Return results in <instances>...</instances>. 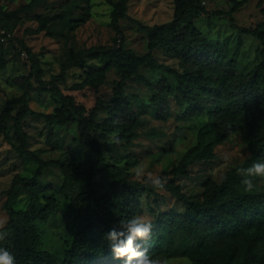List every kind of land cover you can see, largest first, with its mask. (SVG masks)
Returning <instances> with one entry per match:
<instances>
[{
	"label": "trees",
	"instance_id": "16d2710c",
	"mask_svg": "<svg viewBox=\"0 0 264 264\" xmlns=\"http://www.w3.org/2000/svg\"><path fill=\"white\" fill-rule=\"evenodd\" d=\"M42 1L30 0L21 10L32 12ZM130 1L118 0L112 4L110 25L115 31L114 46L92 47L71 54V58L62 65L60 74L52 76L50 80L43 79L44 71L37 55L23 40L18 41L19 54L26 52L31 62L26 78L27 89L19 97L6 101L0 113V135L9 136L7 129L11 124L15 151L21 158H29L37 169L31 177L16 176L11 187L1 192L7 198L6 228L11 234L6 243L0 246H6L13 252L16 264H92L102 259L110 264H124L122 260L114 259L110 245L103 239L104 233L119 220L137 215V208L131 204L137 195L156 197L160 190L144 182L129 180L127 173L115 163L116 160L105 155L102 139L116 134L120 143L129 146L138 138L137 130L144 127L146 121L137 115H129L126 121L119 122L116 115L125 108V87L128 82L137 79L148 87L151 85L140 74V69L145 67L163 74L159 91L150 98L153 107L159 110L167 95L177 93L180 96H177L178 104L185 107L184 117L201 115L202 112L206 118L196 131L194 143L178 164L171 171H163L166 177H182L193 165L213 161L216 157L215 147L229 137V124L233 130L237 128L241 131L252 155L249 163L227 171L221 182L209 178L198 200L189 198L175 181L167 180L162 190L181 202L185 211L180 216H165L157 223L162 227L159 231L152 223V236L148 240L151 250L162 251L165 246L175 242V236H180L181 255L188 257L192 264H264V190L246 193L241 184L242 177L236 172L238 168L264 162V21L254 28L237 25L234 12L250 0H231V9L214 12L207 10L205 0H174V15L170 21L147 25L134 20L147 35V52L139 55L127 48L120 26L121 20H133L128 14ZM261 3L259 0L258 5ZM88 15L70 18L66 12H61L43 18L39 29L42 31L49 24L61 21L75 32L86 23ZM204 16L226 17L231 28L259 40L260 62L247 73L237 72L232 62L227 66H222L220 62L210 63L208 57L215 54L216 45L195 24L197 19ZM0 25L6 29L1 22ZM157 50L182 60L183 64L189 63V67L178 70L160 63L155 57ZM203 56L207 61L200 59ZM86 58H102L105 63L98 68L84 69L81 82L73 84L72 89H99L105 85L109 72L116 70L120 80L114 88L112 104L97 99L94 107L88 110L61 90L60 83L66 82L68 67H83ZM6 65V51L4 45L0 44V68ZM168 75L174 79L175 86L166 80ZM32 89L39 94H50L57 104L51 114L38 115L49 125L76 123L80 141L88 144L94 156V162L88 168L85 191L70 201L80 225L62 258L40 248L38 224L46 223L59 204L54 197L44 194L38 180L49 166H59L64 175L61 186L64 193L75 166L73 162L43 160L29 149V136L23 123L27 117L35 115L29 106ZM16 108L17 112L14 113ZM101 113L108 117L99 121ZM147 136L157 138L160 134L151 131ZM98 175L106 180L107 189L104 191L97 181ZM23 194L28 203L26 207L18 209L16 205Z\"/></svg>",
	"mask_w": 264,
	"mask_h": 264
},
{
	"label": "rangeland",
	"instance_id": "374dc122",
	"mask_svg": "<svg viewBox=\"0 0 264 264\" xmlns=\"http://www.w3.org/2000/svg\"><path fill=\"white\" fill-rule=\"evenodd\" d=\"M29 1L0 0V22L10 34L9 40L3 44L7 65L0 68V113L8 99L19 97L27 89L26 78L30 73L31 62L26 52L19 54V40H23L39 58L44 80H50L52 76L60 74L62 65L73 53L83 52L92 47L114 46L115 31L110 25V20L112 4L118 0H43L32 12L22 11L21 7ZM258 2L259 0H250L234 12L238 26L254 28L264 21V0H261L260 5ZM204 5L209 12L232 8L231 0H205ZM61 12H66L70 18H77L81 14L89 15L86 23L75 32L61 21L53 22L40 31L43 18ZM128 14L133 20L120 21L122 34L127 48L141 55L147 52V35L139 29L134 20L147 25L170 21L174 15V0H131ZM195 24L216 45L215 54L208 57L210 63L220 62L222 66H227L232 62L237 72L247 73L260 62L259 40L231 28L226 17L204 16L197 19ZM155 57L160 63L178 70L189 67V63L183 64L182 60L160 50L155 52ZM200 59L207 58L203 56ZM84 62L83 67L82 65L68 67L66 82L60 83L61 90L88 110L94 107L97 99L112 104L114 88L120 80L116 70L109 72L105 85L99 89L91 87L80 91L72 89L73 84L81 82L84 69L101 67L105 60L86 58ZM140 74L151 85L148 87L137 79L128 82L125 87V108L116 115L119 122L126 121L129 115H137L146 121L145 126L137 130L138 138L129 146L111 142L113 137H117L116 134L107 135L102 139L105 155L116 160L115 163L127 173L129 180L137 181L131 174V169L136 165H142L146 173L175 181L189 198L198 200L201 199L203 185L209 178L221 182L227 171L250 162L252 155L241 134L236 138L228 137L216 146V157L213 161L193 165L182 177L175 178L172 175L166 177L163 171H171L173 166L178 164L182 155L194 143L196 131L206 118L202 112L201 115L191 114L184 117L185 107L178 104L177 96L179 98L180 96L177 93L167 95L161 102V108L157 110L150 103V98L159 91L163 74L145 67L140 69ZM166 80L175 86L171 76H166ZM30 93L29 106L35 115L27 117L23 123L24 130L29 136V149L43 160L73 162L75 166L73 177L64 193L61 192L64 175L59 166H49L38 180L44 194L54 197L59 204L55 214L46 223L38 224L40 248L62 258L80 225V219L77 212L70 207V201L85 191L88 168L94 162V156L88 144L80 141L76 123L70 122L67 126L49 125L38 115L51 114L57 107L50 94H39L35 89ZM15 110L14 113L17 112V108ZM107 117L101 113L99 121ZM7 130L10 132L9 136L0 135V219L8 221L5 211L7 198L1 192L11 187L16 176L31 177L37 165L29 158H21L18 155L13 147L15 139L11 124H8ZM235 130L241 133L239 129ZM151 131L157 132L160 137H148L147 133ZM97 181L102 191L107 189L103 176L98 175ZM258 189L264 190V184H259ZM136 198L131 204L137 208V214L146 215L158 231L162 227L157 223L165 216L176 217L185 211L183 204L165 190L158 191L156 197L142 194ZM27 203L28 199L23 194L16 208H24ZM174 240L173 244L165 246L162 251H152L148 242L140 243L151 251L149 255L160 257L166 260L167 264H192L188 257L181 255V237L175 236ZM92 264L110 263L102 259Z\"/></svg>",
	"mask_w": 264,
	"mask_h": 264
},
{
	"label": "clouds",
	"instance_id": "9594fccd",
	"mask_svg": "<svg viewBox=\"0 0 264 264\" xmlns=\"http://www.w3.org/2000/svg\"><path fill=\"white\" fill-rule=\"evenodd\" d=\"M227 132L230 138H236L241 133L233 130L232 125H227ZM114 143H120L118 137H113ZM237 175L242 177L241 184L246 193H253L258 189L259 184H264V162H255L251 166L236 169ZM131 174L137 181L149 184L153 189L162 190L167 183L166 178L146 173L142 165H136L131 169ZM7 220L0 219V245H4L10 236L6 228ZM152 222L146 215L137 214L126 220H119L111 229L104 233L103 239L110 245L114 259L122 260L124 264H167L166 260L160 257L149 255L144 244L152 236ZM143 241L137 243V241ZM0 264H16L13 252L6 246H0Z\"/></svg>",
	"mask_w": 264,
	"mask_h": 264
},
{
	"label": "built area",
	"instance_id": "2783aa9c",
	"mask_svg": "<svg viewBox=\"0 0 264 264\" xmlns=\"http://www.w3.org/2000/svg\"><path fill=\"white\" fill-rule=\"evenodd\" d=\"M10 38V34L7 32V30L0 25V44H5Z\"/></svg>",
	"mask_w": 264,
	"mask_h": 264
}]
</instances>
